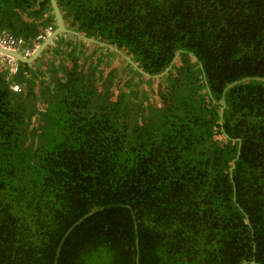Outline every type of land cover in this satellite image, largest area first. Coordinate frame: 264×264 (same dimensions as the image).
I'll use <instances>...</instances> for the list:
<instances>
[{
    "label": "trees",
    "instance_id": "obj_1",
    "mask_svg": "<svg viewBox=\"0 0 264 264\" xmlns=\"http://www.w3.org/2000/svg\"><path fill=\"white\" fill-rule=\"evenodd\" d=\"M57 2L70 32L0 70V264H264V0Z\"/></svg>",
    "mask_w": 264,
    "mask_h": 264
},
{
    "label": "water",
    "instance_id": "obj_2",
    "mask_svg": "<svg viewBox=\"0 0 264 264\" xmlns=\"http://www.w3.org/2000/svg\"><path fill=\"white\" fill-rule=\"evenodd\" d=\"M51 2V7L53 9V14H54V17H55V20H56V23H57V27L55 28V30H53L49 36L42 42V44H40L38 46V48L33 52V54L30 56V57H25L23 56L21 53L19 52H16V51H11V50H7L5 48H3L2 46H0V53L1 54H4L5 56H8V57H12V58H15L17 59L20 63H23V64H32L34 63L35 61H37L40 56L42 55V53L44 51H46V49L56 40V38H58L59 36L61 35H64L66 33H69L70 31L68 30L67 26H66V23L64 21V17L62 15V12H61V9L58 5V2L57 0H50ZM251 80H258L256 78H246V79H243V80H240V81H237L233 84H230L229 86H227L223 92V99L221 101V105H223V107L226 106V92L233 86L237 85V84H240V83H243V82H248V81H251ZM261 81H263L262 79H259ZM87 217V216H86ZM85 218H82L80 219L76 224H74L72 226V228L67 232V234L65 235V237L63 238L62 240V243L60 245V248L62 247L63 245V242L66 240L67 236L71 233V231H73V229L80 223L84 220ZM59 253H60V249L58 250L57 252V258H56V261L58 260V257H59ZM57 264V262L55 263ZM252 264H257L256 261H252Z\"/></svg>",
    "mask_w": 264,
    "mask_h": 264
},
{
    "label": "built area",
    "instance_id": "obj_3",
    "mask_svg": "<svg viewBox=\"0 0 264 264\" xmlns=\"http://www.w3.org/2000/svg\"><path fill=\"white\" fill-rule=\"evenodd\" d=\"M52 31H53V27L52 26H48L47 28H45L43 33H41L37 37V42L38 43L43 42L49 36V34ZM0 45L2 47L6 48V49L20 51L27 57L31 56L33 54V52H34L33 49L31 50V49L25 48L24 40L15 39L14 37L10 36L7 33H0ZM0 57H1V55H0ZM3 59L5 61H7V63L11 66L13 72H17L18 71L19 65H18V63L16 62L15 59L8 58V57H3ZM11 89L14 92H19L20 91V87L17 84H12L11 85Z\"/></svg>",
    "mask_w": 264,
    "mask_h": 264
},
{
    "label": "clouds",
    "instance_id": "obj_4",
    "mask_svg": "<svg viewBox=\"0 0 264 264\" xmlns=\"http://www.w3.org/2000/svg\"><path fill=\"white\" fill-rule=\"evenodd\" d=\"M53 27V30H55V27L54 26H52ZM2 33H6V32H2ZM8 34V33H7ZM10 35V34H9ZM11 36V35H10ZM13 37V36H12ZM15 39H21V40H24V39H22V38H15ZM25 42V48H27V49H33L34 51L36 50V48H38V46L40 45V44H42V42L41 43H38L37 42V44L34 46V47H29L28 45H27V42L26 41H24ZM1 46V45H0ZM4 48V47H3ZM6 49V48H5ZM7 50H10V49H7ZM11 51H15V50H11ZM16 52H19V53H21L23 56H25L22 52H20V51H16ZM0 55H1V57H0V63H2V64H4V62L10 67V70H11V72H12V75H14L15 73H17V72H13L12 71V68H11V66L7 63V61H5L4 59H3V57H8V56H5L4 54H1L0 53ZM25 57H27V56H25ZM30 57V56H29ZM8 58H12V57H8ZM2 59V60H1ZM13 59H15V58H13ZM16 60V62L18 63V65L20 64V62L17 60V59H15ZM18 70H19V68H18ZM12 84H16V83H12ZM11 84V85H12ZM18 85V84H17ZM19 86V85H18ZM20 87V86H19ZM22 91V89H21V87H20V91L19 92H21Z\"/></svg>",
    "mask_w": 264,
    "mask_h": 264
},
{
    "label": "crops",
    "instance_id": "obj_5",
    "mask_svg": "<svg viewBox=\"0 0 264 264\" xmlns=\"http://www.w3.org/2000/svg\"><path fill=\"white\" fill-rule=\"evenodd\" d=\"M56 28V27H55ZM81 37H83V35H81ZM57 39V38H56ZM80 41L79 40H76L75 42H74V47H77V48H79V49H81V47H82V44L80 43V44H77V43H79ZM33 45H34V42L32 43ZM37 49V48H36ZM45 52V51H44ZM43 52V53H44ZM42 53V54H43ZM2 60V59H1ZM3 66H4V64H2V63H0V70H2V68H3ZM7 70H9V69H7ZM9 72H10V75H12V72H11V70H9Z\"/></svg>",
    "mask_w": 264,
    "mask_h": 264
},
{
    "label": "rangeland",
    "instance_id": "obj_6",
    "mask_svg": "<svg viewBox=\"0 0 264 264\" xmlns=\"http://www.w3.org/2000/svg\"><path fill=\"white\" fill-rule=\"evenodd\" d=\"M80 43H81V42H79V43H77V44H80ZM102 55H104V54L102 53ZM124 76H125V75H123V73H122V75H121L120 77H118V81H120ZM46 108H47V103H46V102H44V103H42V104L40 105V109L46 110Z\"/></svg>",
    "mask_w": 264,
    "mask_h": 264
}]
</instances>
